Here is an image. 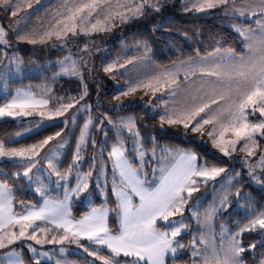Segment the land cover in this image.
Listing matches in <instances>:
<instances>
[{
	"label": "rangeland",
	"instance_id": "obj_1",
	"mask_svg": "<svg viewBox=\"0 0 264 264\" xmlns=\"http://www.w3.org/2000/svg\"><path fill=\"white\" fill-rule=\"evenodd\" d=\"M176 0H162L159 5L163 8L164 14L168 15L172 10ZM184 12H208L223 4H218L215 8H205L204 11H197L194 5H199L203 0H181ZM230 4H226L224 13L229 16L238 17L242 20L251 21L256 26L246 24L239 21H233L230 26L236 31V28L251 29L252 32H258L259 27L257 20H264V16L259 15V11L264 0H229ZM86 0H68L67 6H74ZM143 0H108L97 13H93V17L80 24L78 21L77 34L68 33L66 36L57 38L56 35L45 36L46 32L54 31L56 20L66 16L65 7L66 0H13L18 5L16 15H12L11 10L5 13V7L0 4V21L4 23L2 27L5 36L4 41L0 42V47L4 51V59L0 65V92L6 96L5 102L10 103L16 95L17 90L22 92H31L37 99H47V106H41L32 111L31 115L25 116H4L0 117V121L6 118L15 119L18 122H24L21 128L12 136L11 140H20L25 136L45 128L51 124L61 122V128L53 134L48 135L36 142L30 144H22L5 148V151L16 149H27L34 145H41L42 142L49 137H53L48 144L43 147H37L38 155L32 156V153H26L32 156V163L35 167L29 173L28 177L23 176V172L28 168L29 162L25 157H0V160L17 161L23 163L24 166L16 171L17 177H22L27 182V188L33 190L39 198V203L28 204L24 206V210L15 211L13 201V211L20 215H27L29 211L38 210L43 207L45 200L50 202L63 201L65 193H69L67 202L70 213L69 218L73 221L81 220L75 217L72 207L75 205H84L89 215L93 209H106L108 221L112 212L116 213L117 223V196L114 188V181L117 187H123L119 170H114V159L110 156L113 146H122L125 158L132 163L133 167L140 168L141 157L143 156V174L140 178L145 182V187H156L159 184L161 160H170L177 156L178 153H194L197 157V167L223 168L224 172L217 175L214 179L207 177H193L197 181L191 187L196 188L191 197L187 196V192L183 193L186 203L180 212L169 217V221H182L187 226L186 230H182L181 235L176 239L185 247L178 250L175 256H170L176 260L181 255H187L189 261L181 263V261L172 264H198L203 261L204 256L193 257L191 255V242L193 238L197 241L205 240L206 244H196V249L201 253L204 252L206 245H215L219 250L221 243L225 245L227 242L241 232L250 222L256 219L261 213H264V198L258 193L264 192V137L259 133L254 136L253 141L239 140L235 144V150L232 145L221 141L219 133L223 131L221 123L214 120L213 124L203 125L200 131H192L193 136L200 142H205L212 154L221 157L224 162L220 164L209 163L201 159L199 155L191 149L182 146L161 145L153 137L152 145L148 144L143 135L139 132L136 123V116L132 112H123L122 110L142 104L146 107L154 106L158 108L159 116L163 125H168L169 118L177 119L181 112L193 105L202 106L209 104V113L205 118L213 119L212 113L217 111V105L212 104V100H219L220 90L215 81L216 78L207 75V70L221 63L228 56H234L239 60L242 56L249 55L247 47L248 41L245 36L237 32L243 43L244 53L237 54L229 49H220L206 56L180 61L168 68H160L153 60L152 48L147 43H127L120 37L122 30L121 25L126 23L133 15L128 8H134ZM154 0H147L148 6L153 4ZM124 5L119 7L118 5ZM31 5V7H29ZM224 6V5H223ZM147 9L144 8L141 13ZM240 11H244L245 15L241 16ZM257 15H252V13ZM123 15H120V14ZM140 13V14H141ZM107 17V18H106ZM97 28H91L92 23H96ZM58 27L62 28L63 25ZM84 31H80V28ZM21 37H26L21 39ZM41 37H44L41 42ZM121 42V46L114 50L115 40ZM36 41L32 43L31 41ZM51 44L53 49L64 51L61 55L56 53L49 57L48 61L42 69L33 65L26 66L23 56L18 46H26L32 44ZM253 46L259 49V37L253 38ZM71 56L78 67L77 75H57L61 71L59 61ZM57 64L56 69L52 66ZM111 69L106 71V69ZM39 73L46 75L45 83H29L27 85L12 86V80H22V78ZM66 77L74 79L70 82H56L57 78ZM60 83V84H58ZM86 89V94H85ZM144 93L135 96L136 91ZM125 93H127L125 95ZM83 97V99H81ZM221 105L225 101H220ZM73 105L68 108L62 115H56L57 109L61 106ZM13 111H19L14 109ZM250 112V110H249ZM43 113V115H40ZM227 114H225L226 116ZM201 116H204L202 113ZM91 119V123L89 120ZM131 119L134 123L132 131H128L127 121ZM199 119V117H197ZM227 123L226 118H221ZM109 120L112 123H109ZM123 121V123H122ZM264 121L257 111L255 114L248 115L249 123H258ZM185 123L188 121L185 120ZM190 123L192 129V124ZM88 124L87 134L81 142V132L84 125ZM177 124V123H175ZM179 124V123H178ZM183 124V123H180ZM239 121L237 122V126ZM215 128L214 136L210 137L207 133ZM19 133V135H17ZM60 133L59 136L56 134ZM138 133L139 135H135ZM74 154L72 159L65 161L67 150L73 144ZM236 136L232 130L224 133L223 141L236 140ZM214 140L216 143H214ZM62 145V146H61ZM79 145V153L77 146ZM227 149L226 155L222 149ZM251 151V155H249ZM47 157V158H46ZM78 157V158H77ZM49 160L55 166V171L49 167ZM59 172L64 178L61 179L56 175ZM17 173L20 175L18 176ZM90 174V175H89ZM81 185V191L74 193L72 190ZM86 183L88 187L83 188ZM246 183H251L255 190ZM115 199V209L111 206L110 197ZM226 198V199H225ZM261 200V203H260ZM99 201V202H98ZM98 202V203H97ZM140 203L139 197H133V204ZM212 208L216 212L207 219V214ZM238 212L252 215L247 223L242 224L243 216H239ZM218 220L219 217H221ZM83 219V218H82ZM169 221L157 220V228L161 231L168 227ZM75 223V222H73ZM39 225L45 229L43 232L37 230V239L41 240V244H36L34 240L27 239V236L17 240L14 244L9 245L11 248L17 249L21 254H29L34 257V264L38 260L42 263L56 264L60 260L70 264H103V258H111L102 253L107 250L104 246L90 243L88 240H80L79 243H69L65 240L63 243H48L53 237L57 241L61 240L64 231L57 228L55 224L48 221H36L34 227ZM19 232V225L9 226L0 231V235L4 232ZM248 231H262L258 226ZM238 237L239 242L243 245V233ZM32 229H26L27 234H31ZM264 234V231H262ZM262 234V235H263ZM6 242V241H5ZM10 247L9 250H10ZM87 247L89 252L96 251L97 256H90L84 251ZM7 248L0 249V254L9 251ZM30 248H35L36 252H32ZM64 248L62 254L60 249ZM47 252L51 259L40 255ZM209 248L208 254L210 255ZM242 264H244L243 252L240 254ZM122 259V257H116ZM264 262V258L260 264Z\"/></svg>",
	"mask_w": 264,
	"mask_h": 264
},
{
	"label": "snow or ice",
	"instance_id": "obj_2",
	"mask_svg": "<svg viewBox=\"0 0 264 264\" xmlns=\"http://www.w3.org/2000/svg\"><path fill=\"white\" fill-rule=\"evenodd\" d=\"M132 2L133 0H129V3ZM228 2L229 0H203L202 3H199L198 6L194 5V7H196L197 11H204L205 8H215L218 4L226 5ZM37 3H39V0H37ZM106 3H108V0H86V2L74 6H67L68 0H66L65 7L68 14L56 20L55 30L46 32L45 36L50 37L54 34L57 38H60L68 33L76 35L79 27L77 22L79 21L80 24H83L84 21L93 17V13H97L98 9ZM0 4L5 7L6 11L11 10L13 16L16 15L15 9L18 8V5L14 4L13 0H0ZM118 6L124 7L122 4ZM146 7H148L147 0H143L136 7H129L128 11L136 15L140 14ZM239 14L243 16L245 12L240 11ZM120 15L123 14L121 13ZM252 15H257V13L254 12ZM259 15L264 16V5L261 6ZM256 23L259 27L258 32H252L251 29L236 28V31L240 35L245 36L248 41L249 55L242 56L239 60H236L234 56H228L221 63L207 70V75L216 78L215 83L220 90L219 100H212V104L217 105V111L212 113L213 119L205 118L209 115L206 111L210 107L209 104H203L202 106L193 105L191 108L181 112L177 119L169 118L167 121L169 124L183 123L184 127L188 128L190 123L195 121L192 124V131L195 132L200 131L203 125L213 124L214 120H216L221 123L223 129L219 133L221 141L231 144L233 151L235 150V144L239 140H245V147L247 148V141H253L254 143V136L257 133L264 137V121L258 123L248 122L249 114H255L258 111L261 116H264V20H257ZM97 24H99V20L96 23H92L91 28L95 30ZM59 25H63V27L60 28L58 27ZM84 30V28H80V31ZM4 36L5 32L0 27V42H6L4 41ZM257 36L261 45L259 53L253 46V38ZM25 38L21 37V39ZM43 40L44 37H41V42ZM31 42L35 43L36 41L33 40ZM59 64L61 71L57 73L58 76L78 74L77 64L72 60L71 56L59 61ZM110 70V68L106 69V71ZM0 78H3V74H0ZM220 101H225V104L221 105ZM48 103L47 99H37L31 92L17 90L12 101L6 103L4 107H0V117L31 115L32 111H25V109L34 110L41 106H47ZM71 107H73L71 104L62 105L61 108L57 109L56 115H62ZM14 109H19V111H13ZM202 113L204 116H201ZM225 114L227 115L225 116ZM40 115H43V113H40ZM222 117L226 118L227 123H224L221 119ZM185 120L188 122L185 123ZM238 121L239 125L237 126ZM89 123H91V119ZM109 123H112V121L109 120ZM127 125L128 131L131 132L134 126L133 121L129 119ZM87 128L88 124H85L84 130L81 132V142H83L87 134ZM229 130L234 132L237 139L223 141L224 133ZM214 133L215 128L207 134L212 137ZM56 135L59 136L60 133ZM135 135L138 136L139 134L135 133ZM51 139L53 137H49L41 145H34L31 148L11 149L8 151H5L4 142H0V157H25L30 166L23 172V176L31 179L29 173L35 167V164L32 163V156L38 155L37 147H43ZM214 143H216L215 140ZM222 150L226 155L228 154L226 148ZM26 153H32V156L26 157ZM77 153H79V145L77 146ZM251 154V151H249V155ZM139 155L141 157V166L136 168L125 158L122 146H113L110 154L111 157L115 158L114 170H119L121 184L123 185V187H117L114 181L113 190L118 200L116 212L119 218V230L116 234L109 231L105 220L107 216L106 209H93L89 215L73 223L69 218L70 213L67 202L70 197L68 192L65 193L63 201L50 202L45 200L43 207L38 210L29 211L27 215L17 216L13 211L14 196L12 188L8 184L0 182V231L9 226L19 225L18 234L15 231L10 233L5 231L3 235H0V249L8 248L9 245L26 236L27 239L34 240L36 244H41L42 241L37 239L36 233L37 230L43 232L45 229L40 228L39 225L34 227V224L36 221H48L64 231L61 240L57 241L53 237L52 240L47 241L48 243H63L67 240L69 243L78 244L79 238L84 237L90 243L104 246L110 250L111 258L98 257L103 259V264H120L116 257L121 255L125 258H130L124 264H142V262L143 264H166V256L168 254L175 256L178 250L185 247L176 238L181 235L182 230H186L187 226L182 221H169V217L180 212L184 203H186L183 193L187 192V196L191 197L192 193L197 190L191 187V185L197 183L193 177L199 176L214 179L217 175L224 172L225 169L208 168L206 166L197 167V157L194 153L181 152L170 160L160 161L161 175L159 184L156 187L149 188L145 187V182L140 178L143 174L144 153L140 152ZM49 167L55 171V166L51 160H49ZM17 175L19 176L20 174L17 173ZM56 175L61 179L64 178L59 172H56ZM87 187L88 185L84 183L83 188L86 189ZM81 190V185L78 183L77 187L72 191L78 193ZM134 196L139 197L140 203L138 205L133 204ZM215 212L216 209L212 208L206 218L210 219ZM158 219L169 221L165 230L161 231L157 228ZM257 226L264 231V213H261L248 226L241 229V232L233 236L226 245L222 242L219 250H217L215 245H206L204 252L201 253L196 249V244H206L205 240L200 239L197 241L193 238L190 245L191 255L193 257L203 255L204 259L200 264H242L240 254L245 249L239 242L238 237L242 232L255 229ZM26 229H32L30 235L26 233ZM251 247L255 248V245H251ZM209 248L211 249L210 255L208 254ZM30 250L36 252L35 248H30ZM84 251L90 256H97L95 250L89 252L88 248L85 247ZM60 252L63 254L65 249L61 248ZM40 255L49 259L52 258L47 252H42ZM0 264H24V261L21 258V254L12 249L0 254ZM36 264H40V262L37 260ZM56 264H62V262L57 260ZM63 264H70V262L64 261ZM193 264H198V262L194 260Z\"/></svg>",
	"mask_w": 264,
	"mask_h": 264
},
{
	"label": "trees",
	"instance_id": "obj_3",
	"mask_svg": "<svg viewBox=\"0 0 264 264\" xmlns=\"http://www.w3.org/2000/svg\"><path fill=\"white\" fill-rule=\"evenodd\" d=\"M147 9L132 17L126 23L121 25L120 37L127 43H147L152 48L153 60L160 68H168L180 61H187L199 56L209 55L217 50L229 49L237 54L244 53L243 43L240 35L231 28L230 24L233 21H239L252 26H256L251 21L242 20L238 17L226 15L224 13L226 5H222L208 12H184L183 3L181 0H176L172 10L168 15L164 14L163 8L159 5V1L154 0ZM232 1L228 2V4ZM1 13V12H0ZM5 13H8L5 11ZM0 26L4 23L0 21ZM121 42L116 39L114 50L120 47ZM23 56L26 66H37L42 69L49 57L58 53L62 54L64 51L53 49L51 44H32L26 46H18ZM4 59V51L0 47V65ZM54 63L52 69L57 68ZM46 75L34 73L32 75L22 78V80H12V86L27 85L29 83H45ZM56 82H70L74 79L66 77L57 78ZM60 84V83H58ZM144 93L136 91L135 96ZM6 96L0 92V107L4 104ZM123 112H132L136 116V123L139 132L143 135L144 140L152 145L154 137L161 145L182 146L193 150L199 155L201 159L209 163L220 164L224 160L212 154L209 146L205 142H200L193 136L191 127H184V124H168L163 125L159 116L158 108L154 106H144L137 104L122 110ZM24 122H18L12 118H6L0 121V142H4V147L19 146L22 144H30L36 142L48 135L53 134L62 126L61 122H57L37 130L20 140H11L12 136L21 128ZM68 148L65 161L69 162L74 154V145ZM24 164L17 161L0 160V180L8 184L13 191V201L15 202V211L20 212L24 210V206L28 204H38L39 198L33 190L27 188V182L22 177L15 175L16 171L23 167ZM255 190L251 183H246ZM258 193L264 198V192ZM99 202V201H98ZM97 202V203H98ZM109 202L113 209H115V199L110 197ZM261 203V200H260ZM262 204V203H261ZM74 215L77 218H82L88 211L84 205L73 206ZM239 216H243L242 224L247 223L252 219V215L238 212ZM218 220H220V218ZM116 213L112 212L107 225L111 232H118L119 225L116 219ZM262 231L254 232L248 231L243 233V244L245 251L243 252L244 264H260L264 258V234ZM251 245H255L252 248ZM10 247V246H9ZM13 247H10V250ZM7 250V248H6ZM9 250V248H8ZM18 251V250H17ZM19 252V251H18ZM20 253V252H19ZM102 253L111 256L107 250H102ZM21 254V253H20ZM25 264H34V257L29 254H21ZM130 258L122 257L120 262H125ZM181 261H189L187 255L173 259L171 256L167 258L166 263L172 264ZM53 264V263H42Z\"/></svg>",
	"mask_w": 264,
	"mask_h": 264
},
{
	"label": "crops",
	"instance_id": "obj_4",
	"mask_svg": "<svg viewBox=\"0 0 264 264\" xmlns=\"http://www.w3.org/2000/svg\"><path fill=\"white\" fill-rule=\"evenodd\" d=\"M5 148H9V147H5ZM0 182H2L1 180H0ZM85 217V216H84ZM84 217H82V218H84ZM81 218V219H82ZM73 221V220H72ZM77 220H75V221H73V222H76ZM107 223V222H106ZM108 226V225H107ZM109 228V227H108ZM109 231H110V229H109ZM111 232V231H110ZM111 233H113V234H116L117 232H111ZM80 240H87L86 238H84V237H81L80 238ZM13 249H15V248H13ZM12 250V249H11ZM16 251H17V249H15ZM10 251V250H9ZM18 252V251H17ZM121 257H123L122 255L120 256V258ZM168 257H170V254H168L167 256H166V260H167V258ZM119 261H120V259H118ZM25 264V263H24ZM120 264H124L123 262H120ZM142 264H143V262H142ZM167 264V263H166Z\"/></svg>",
	"mask_w": 264,
	"mask_h": 264
},
{
	"label": "water",
	"instance_id": "obj_5",
	"mask_svg": "<svg viewBox=\"0 0 264 264\" xmlns=\"http://www.w3.org/2000/svg\"><path fill=\"white\" fill-rule=\"evenodd\" d=\"M1 27V26H0Z\"/></svg>",
	"mask_w": 264,
	"mask_h": 264
}]
</instances>
